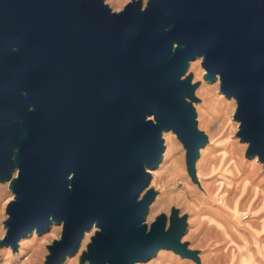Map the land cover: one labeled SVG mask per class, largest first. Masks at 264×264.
Instances as JSON below:
<instances>
[{"label":"water","instance_id":"water-1","mask_svg":"<svg viewBox=\"0 0 264 264\" xmlns=\"http://www.w3.org/2000/svg\"><path fill=\"white\" fill-rule=\"evenodd\" d=\"M155 1L179 24L175 36L187 47L180 57L182 52L189 58L201 52L210 56L205 68L207 63L217 70L223 90L236 97L244 135L264 160V85L259 75L264 66V0ZM165 20L155 11L146 20L132 6L112 17L100 0L89 6L75 0H0V95L20 88L15 79L39 65L36 79L25 84L38 111L24 120L29 139L20 152L28 159L21 163L22 178L15 185L21 200L11 209L10 242L37 221L41 227L61 204L66 193L62 175L74 159L87 189L69 198L64 239L52 264L76 249L81 232L96 218L105 229L97 239L98 255L107 256L109 264H131L159 244L179 248L175 230L164 235L160 224L143 237L135 226L141 208L126 201L148 180L132 171L134 164L145 155L160 156L157 132L151 123H138L133 106L123 99L107 102L110 93H133L143 111L154 109L171 118L194 143L189 112L174 102V89L166 83L172 65L152 68L166 52L168 36L157 41ZM138 30L141 34L127 49L126 34ZM16 46L24 65L6 56ZM16 108L17 102H0V121ZM11 133L0 130V170Z\"/></svg>","mask_w":264,"mask_h":264},{"label":"rangeland","instance_id":"rangeland-1","mask_svg":"<svg viewBox=\"0 0 264 264\" xmlns=\"http://www.w3.org/2000/svg\"><path fill=\"white\" fill-rule=\"evenodd\" d=\"M75 1L89 6L93 0ZM100 3L112 17H120L132 6L146 20L151 11L160 12L166 19L157 38L168 36L166 52L152 68L172 65L174 72L166 83L174 89V102L189 112L195 138L190 143L171 118L156 110L143 111L133 93L107 95L108 103L123 99L131 104L137 122L151 123L161 139L159 157L145 155L131 168L148 177L140 193L126 200L131 207L141 208L140 212L145 210L136 214L135 226L143 237L158 224L164 235L174 229L179 247L159 244L146 256L133 258L131 264H264V160L244 135L236 97L223 90L219 73L212 81L207 80L202 52L194 53L187 69L180 70V52L187 47L175 36L179 24L161 4L155 0ZM140 34L141 30L126 34L127 49ZM6 56L26 63L19 46L9 49ZM38 68L35 65L15 79L21 83L16 91L0 95V102H17L16 111L0 121L2 132L12 130L0 170V264H52L55 250L64 239L69 198L87 189L80 183L81 169L76 168L68 175L73 184L69 189L63 187L66 193L53 215L38 230L32 227L13 242L7 239L13 220L11 209L21 200L15 185L22 178L21 163L28 159L20 152L29 139L24 120L38 111L25 84L36 79ZM259 75L264 85V66ZM134 130V126L129 127L127 132ZM192 145H196L194 153ZM85 231L76 249L60 256L58 264H109L107 256L98 255L97 239L105 234L104 227L92 224Z\"/></svg>","mask_w":264,"mask_h":264},{"label":"bare ground","instance_id":"bare-ground-1","mask_svg":"<svg viewBox=\"0 0 264 264\" xmlns=\"http://www.w3.org/2000/svg\"><path fill=\"white\" fill-rule=\"evenodd\" d=\"M259 30L260 29H258V28H255V30H254V32H253V35L255 36V40L257 41V42H260L261 41V34H260V32H259ZM212 48H214V46L213 45H211V47H209V49H212ZM190 57V54L188 53V52H182L181 53V57H180V63H179V67H180V70L183 72V71H185L186 69H187V67H188V65H189V58ZM209 55L208 54H204V60L203 61H208L209 60ZM206 66H207V68H206V73H205V77L207 78V80H209V81H212L213 79H214V77H215V75H216V71L213 69V68H211L207 63H206ZM35 112V111H34ZM45 121H47V120H45ZM161 139H159V141H160ZM161 144V143H160ZM159 144V145H160ZM160 155V154H159ZM75 161H74V159H72L71 161H70V164L68 165V168L66 169V171L64 172V174L62 175V179H61V183L63 184V186H66L67 188L70 186V185H72L71 184V179L68 177V175L70 174V173H74V168H75ZM69 189V188H68ZM70 189H71V187H70ZM185 191V190H184ZM51 214H52V212H49L48 214H47V217H50L51 216ZM53 215V214H52ZM98 218H96L95 220H94V222L92 223L93 224V226H97V224H98ZM32 227H35L37 230L40 228V222L39 221H37L35 224H34V226H32ZM31 227V228H32ZM31 228H28V229H31ZM27 229V230H28ZM12 230V228L10 229V231ZM26 230V231H27ZM40 232V231H39ZM86 234V231L84 230L83 232H81V234H80V238H79V240L78 241H80V239H82L83 237H84V235Z\"/></svg>","mask_w":264,"mask_h":264}]
</instances>
